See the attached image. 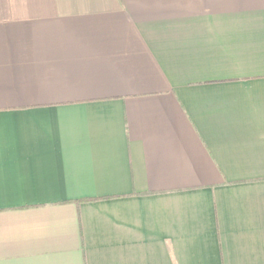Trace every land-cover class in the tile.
Masks as SVG:
<instances>
[{"label": "crops", "instance_id": "crops-1", "mask_svg": "<svg viewBox=\"0 0 264 264\" xmlns=\"http://www.w3.org/2000/svg\"><path fill=\"white\" fill-rule=\"evenodd\" d=\"M0 264H264V0H0Z\"/></svg>", "mask_w": 264, "mask_h": 264}]
</instances>
